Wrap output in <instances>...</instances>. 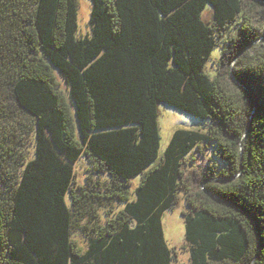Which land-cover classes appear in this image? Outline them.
Returning <instances> with one entry per match:
<instances>
[{"label": "trees", "instance_id": "1", "mask_svg": "<svg viewBox=\"0 0 264 264\" xmlns=\"http://www.w3.org/2000/svg\"><path fill=\"white\" fill-rule=\"evenodd\" d=\"M247 6L90 0L76 36V0H0V264H172L161 217L180 190L191 264H264V0ZM158 102L213 125L174 129L157 159ZM209 141L225 165L185 175L186 153ZM81 155L94 180H77Z\"/></svg>", "mask_w": 264, "mask_h": 264}, {"label": "rangeland", "instance_id": "2", "mask_svg": "<svg viewBox=\"0 0 264 264\" xmlns=\"http://www.w3.org/2000/svg\"><path fill=\"white\" fill-rule=\"evenodd\" d=\"M245 4L246 9L248 8L249 0H242ZM77 4V14H76V22H77V30L76 36H84L89 34L90 27L88 23L89 12H90V0H76ZM262 8L253 5L250 8L253 25L258 29H261V24L263 22L260 11ZM201 18L205 22H209L212 18V7L210 4H207L205 8L201 12ZM239 19V18H238ZM238 24L233 25L229 31L226 32L222 37H219L215 46L210 52L209 57L207 58L203 72L208 74L210 77L214 76L218 69V60L221 57L222 49L225 47V41L231 35H233L238 28ZM236 57L231 61L230 65L234 66V62ZM231 79L225 80V86H227V90L235 93V96L241 100V97L244 98V92L241 93V97L238 92L240 89H243L244 86L239 82L235 81L232 74L230 75ZM233 83L237 84V87L233 85ZM157 127L159 133V149H158V157L163 154V150L168 143L170 136L174 129L176 128H186V129H194L205 131L209 125H213V122L209 119L197 118L190 114H187L183 111H180L172 106H169L165 103L158 102L157 103ZM26 151L28 153V157L31 156L33 151V141L29 139V142L26 146ZM155 162V161H154ZM151 163L149 166H151ZM215 163V170L222 168L225 165V162L216 156V145L214 141L205 142V147H202V151H199L197 147L191 148L185 155V163L183 164V169L185 175L194 176V171L196 170L201 175L205 174L209 166ZM148 166V167H149ZM89 162L85 158V156L81 155L74 164L75 176L80 183H83L86 175L94 180L97 176L93 175V173L88 172ZM99 180L103 183H107L109 181V176L107 174H100L98 176ZM140 175H136L132 178V187L139 181ZM191 188L196 189L199 187L198 181L191 182ZM68 202V200H67ZM108 204H105L102 208V213L104 210L108 208ZM122 203L113 202V209L121 207ZM186 208L185 195L182 190L178 192V200L171 208L166 209L161 217L163 235L170 247H174L176 249V257L172 264H191L189 259V251L186 245V241L184 238V220L181 214V211ZM104 215V213H103ZM73 237L80 243L83 244V236L80 232L75 231L73 233Z\"/></svg>", "mask_w": 264, "mask_h": 264}]
</instances>
